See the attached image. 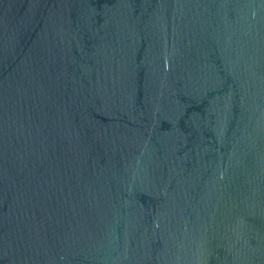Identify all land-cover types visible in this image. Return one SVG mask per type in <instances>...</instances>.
I'll return each instance as SVG.
<instances>
[{"label":"water","instance_id":"water-1","mask_svg":"<svg viewBox=\"0 0 264 264\" xmlns=\"http://www.w3.org/2000/svg\"><path fill=\"white\" fill-rule=\"evenodd\" d=\"M0 264H264V0H0Z\"/></svg>","mask_w":264,"mask_h":264}]
</instances>
